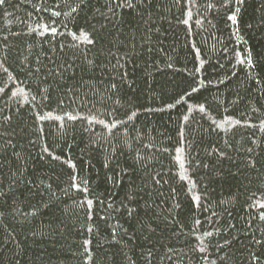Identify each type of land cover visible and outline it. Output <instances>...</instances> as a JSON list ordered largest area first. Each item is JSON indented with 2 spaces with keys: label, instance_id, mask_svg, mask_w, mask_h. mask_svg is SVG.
Instances as JSON below:
<instances>
[{
  "label": "trees",
  "instance_id": "trees-1",
  "mask_svg": "<svg viewBox=\"0 0 264 264\" xmlns=\"http://www.w3.org/2000/svg\"><path fill=\"white\" fill-rule=\"evenodd\" d=\"M0 264H264V0H2Z\"/></svg>",
  "mask_w": 264,
  "mask_h": 264
},
{
  "label": "snow or ice",
  "instance_id": "snow-or-ice-1",
  "mask_svg": "<svg viewBox=\"0 0 264 264\" xmlns=\"http://www.w3.org/2000/svg\"><path fill=\"white\" fill-rule=\"evenodd\" d=\"M0 2H2V0H0Z\"/></svg>",
  "mask_w": 264,
  "mask_h": 264
}]
</instances>
